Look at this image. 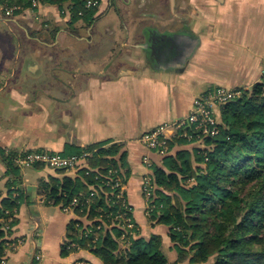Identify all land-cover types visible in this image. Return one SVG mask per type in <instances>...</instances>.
I'll return each instance as SVG.
<instances>
[{
    "label": "crops",
    "instance_id": "0c3cea01",
    "mask_svg": "<svg viewBox=\"0 0 264 264\" xmlns=\"http://www.w3.org/2000/svg\"><path fill=\"white\" fill-rule=\"evenodd\" d=\"M56 10L45 5L0 16L16 39L0 42V190H10L2 149L19 156L115 144L128 164V202L147 238L149 230L168 226L147 217L142 180L151 164L162 165V156L141 136L189 114L208 88L263 81L264 0H100L90 25L83 19L70 24ZM173 37L174 48L166 44ZM52 175L63 173L22 168L11 235L21 241L6 264H73L81 257L104 264L89 250L63 254L69 224L78 218L73 208L46 201L41 182Z\"/></svg>",
    "mask_w": 264,
    "mask_h": 264
},
{
    "label": "trees",
    "instance_id": "16d2710c",
    "mask_svg": "<svg viewBox=\"0 0 264 264\" xmlns=\"http://www.w3.org/2000/svg\"><path fill=\"white\" fill-rule=\"evenodd\" d=\"M66 1L70 3V24L79 19L88 25L93 22L98 6L86 7L87 0H0V4L4 9L18 6L8 14L13 16L27 8L59 6ZM219 121L220 131L215 136H204L189 125L185 129L192 133L191 137L181 130L171 138V150L175 147V152L163 155L156 152L162 156V165L149 166L153 189L148 200V219L153 224L170 226L172 240L191 244L193 262L264 264V247H255L259 243L264 246V242L253 237L257 229L254 227L264 221V81L224 104ZM99 145L63 151L65 154L89 151V165L78 166L75 175L68 174L65 168L54 169L63 173L62 177L52 175L41 182L46 201L72 207L80 217L88 215L91 220L87 225L81 218L71 220L70 241L64 243L63 254L81 247L93 251L104 264H168L159 235L142 236L133 211L128 209L130 206L112 202L114 188L112 182H107L113 181L117 174L127 180L128 170L124 168L128 164L124 154L116 155L120 152L118 145ZM1 153L10 190L6 195L0 190V264L14 249L17 238L11 235L18 223L22 196L18 191L22 168L14 160L18 152L2 149ZM34 166L42 167L38 163ZM187 179H194L190 186L182 183ZM74 198L78 199L77 205L72 203ZM118 211L135 225L118 228L125 224V219L116 218ZM89 228L93 230L88 231ZM249 234L252 236L247 239ZM71 243L76 245L68 248Z\"/></svg>",
    "mask_w": 264,
    "mask_h": 264
},
{
    "label": "built area",
    "instance_id": "2783aa9c",
    "mask_svg": "<svg viewBox=\"0 0 264 264\" xmlns=\"http://www.w3.org/2000/svg\"><path fill=\"white\" fill-rule=\"evenodd\" d=\"M35 4V2H34ZM100 5V0H87L86 7H95ZM14 9H18L17 6L10 7L7 9L9 13L13 12ZM82 14V12H80ZM241 94L240 89L228 88L226 86H215L208 88L199 93L193 102V107L189 114L186 116L165 121L145 131L141 136V141L152 151L159 154H167L171 151V138L178 132L183 130L184 135L192 136L187 133L185 127L194 125V127L204 136H215L220 131L219 121V110L220 108L233 100L235 97ZM172 129L173 134L168 135L167 129ZM89 157L88 152L82 154H65L62 152H53L49 150H34L26 151L19 155L15 160L21 167L33 166L35 164L49 165L55 168L71 169L79 166L82 160H87ZM86 163V162H85ZM86 165H89L86 163ZM125 181V182H124ZM112 182L114 188L113 200L115 203H121L124 206H130L127 203V180L121 174H117L113 181H108L107 184ZM152 185L149 179H144L143 191L146 193V197L149 199L152 194ZM73 204H78V199L74 198ZM76 204V205H77ZM81 205H85L81 203ZM72 208V207H66ZM131 211V207H129ZM120 212L118 216L120 217ZM132 221L129 218V224L127 227L130 228ZM2 264H6V259L2 261ZM80 264V263H79Z\"/></svg>",
    "mask_w": 264,
    "mask_h": 264
},
{
    "label": "rangeland",
    "instance_id": "374dc122",
    "mask_svg": "<svg viewBox=\"0 0 264 264\" xmlns=\"http://www.w3.org/2000/svg\"><path fill=\"white\" fill-rule=\"evenodd\" d=\"M34 5H36V2H35V4ZM41 6H45V5H40V6H36L35 8H34V10L33 9H31V8H27V9H25V10H23V11H28V13L30 14L31 12H38V10L39 9H41ZM51 6H54V7H56L57 8V10L56 11H58V12H60L61 14H62V16L64 17V18H67V17H71V11H70V3L68 2V1H66V2H64L63 4H61V5H59V6H61V7H59V6H57V5H51ZM18 7V6H17ZM19 8V7H18ZM192 6H188V9H189V11H191L192 10ZM7 9L8 8H6V9H4V7L2 6V4H0V16H8V14H11V13H9L8 11H7ZM15 10V9H14ZM29 11H31V12H29ZM33 12V13H34ZM20 15H21V13H20ZM44 22L46 23V21H42L41 22V24L43 25L44 24ZM51 25V24H50ZM9 25H8V23H6V22H3V21H1L0 20V42L1 41H4V43H6V40H7V38H11V39H13V41H15V44H16V39L14 38V37H12L11 36V32H10V30H9ZM45 28H51V26H45ZM48 30V29H47ZM37 34V32H35V35ZM263 81H264V79H263ZM263 81H261V82H263ZM253 86V85H252ZM251 86V87H252ZM226 87H228V88H237V89H240V91H241V94H242V92L245 90V89H249V88H251V87H249V88H247V87H229V86H226ZM261 96V95H260ZM220 112H221V108H220V110H219V115H220ZM196 164V163H195ZM41 166H43V167H46V168H51V169H57V168H55V167H52V166H49V165H41ZM79 166H81V165H79ZM21 167V166H20ZM28 167V166H27ZM78 167V166H77ZM76 167V168H77ZM21 168H26V167H21ZM72 169V168H71ZM68 170H70V169H68ZM151 174H152V171H151V169H150V172L149 173H146L145 175H144V177H143V180H142V187H143V184H144V179L146 178V179H149V181L150 182H152V178H153V176H151ZM244 175H245V173H244ZM192 180H194V179H187V180H182V183L184 184V186H190L191 185V181ZM125 182V181H124ZM241 184H246V183H241ZM152 185V184H151ZM241 187L243 186V185H240ZM152 187H153V185H152ZM143 190V189H142ZM143 195H144V198H145V200H146V202H147V209H146V213H147V217H148V213H149V210H150V205H149V199L146 197V193L143 191ZM110 200L112 201V198H110ZM112 202H115V201H112ZM127 205L129 204V202H128V200H127V203H126ZM130 207H131V205H130ZM81 210H82V208H81ZM131 211H133L132 210V207H131ZM73 212L76 214V216H77V218H81V219H83L84 220V224L85 225H87L88 224V222H90L91 220H89V218H88V215L86 216H84V217H80V215H79V213H78V211L76 210V209H74L73 208ZM119 212V211H118ZM118 212H117V216H116V218L117 217H119L118 216ZM120 217L121 218H123V219H125V224H123V226H121V225H119L120 227H118V228H125L126 227V225H127V222H128V224H129V218L128 217H125V214H123V213H121L120 212ZM133 216H134V213H133ZM149 220V219H148ZM136 221V220H135ZM149 222H151L150 220H149ZM136 223H137V221H136ZM111 224V223H110ZM138 224V223H137ZM150 224H152V225H154L152 222L150 223ZM135 224L133 223V224H131V228L134 226ZM114 226V225H113ZM172 226V225H171ZM264 221H263V224L261 223H258L257 224V226H255L254 227V229L255 228H257L255 231H254V233H253V237H256V238H258V239H260L262 242H264ZM101 227V225H98V229ZM164 227V226H163ZM110 228H112V226L110 227ZM137 229H138V231H140L141 229H140V227H139V224H138V226H137ZM253 229V230H254ZM93 229L92 228H89L88 229V231H92ZM252 230V231H253ZM133 232V235L134 236H136V230L134 231H132ZM149 233V235H148V237L147 238H149V237H151L152 235H159L158 236V239H160V243H161V249L165 252V254L167 255V257H168V264H208L207 262H193V261H191V258H192V256L194 255V252H193V249L191 248V244H184V241H175V240H172L171 239V237H170V232H171V229H170V226H168V227H166L165 226V228H163L162 230H159V229H156V228H153V230L152 231H148ZM151 232V233H150ZM163 233H166L164 236H162L163 235ZM99 234V232L97 231V235ZM97 235H95V236H97ZM252 236V234H249V235H247V239L248 238H250ZM187 240H189V238H187ZM20 239L19 238H17L16 239V241L14 242V248L16 247V246H18V244L20 243ZM68 241H70V240H68ZM67 241V242H68ZM76 244L74 243H71V244H69L68 245V248H72V246H75ZM260 245V246H259ZM255 247H264V246H262L260 243L259 244H256L255 245ZM178 248H180V249H178ZM81 249H83V250H89V249H87V248H81V247H79V250H76V251H72V252H78V251H80ZM90 251V250H89ZM189 251V252H188ZM37 259H41L42 258V254L41 253H37L36 254V256H35ZM101 260V259H100ZM102 261V260H101ZM103 262V261H102ZM95 264V263H92L91 261H89L87 258H85V257H81V258H79L78 260H76V261H74L73 262V264Z\"/></svg>",
    "mask_w": 264,
    "mask_h": 264
},
{
    "label": "flooded vegetation",
    "instance_id": "af4514ba",
    "mask_svg": "<svg viewBox=\"0 0 264 264\" xmlns=\"http://www.w3.org/2000/svg\"><path fill=\"white\" fill-rule=\"evenodd\" d=\"M177 37V36H176ZM179 37H183V35L181 34ZM176 40L174 39V37L173 38H170L167 42H166V44H168L169 43V46H173V48H174V46H175V44H176ZM192 45V44H191Z\"/></svg>",
    "mask_w": 264,
    "mask_h": 264
}]
</instances>
